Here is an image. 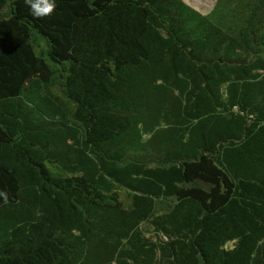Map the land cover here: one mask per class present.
I'll list each match as a JSON object with an SVG mask.
<instances>
[{
  "label": "trees",
  "instance_id": "obj_1",
  "mask_svg": "<svg viewBox=\"0 0 264 264\" xmlns=\"http://www.w3.org/2000/svg\"><path fill=\"white\" fill-rule=\"evenodd\" d=\"M0 264H264V0H0Z\"/></svg>",
  "mask_w": 264,
  "mask_h": 264
},
{
  "label": "clouds",
  "instance_id": "obj_2",
  "mask_svg": "<svg viewBox=\"0 0 264 264\" xmlns=\"http://www.w3.org/2000/svg\"><path fill=\"white\" fill-rule=\"evenodd\" d=\"M25 4L37 19L51 15L55 10V0H25ZM5 199H7L6 195Z\"/></svg>",
  "mask_w": 264,
  "mask_h": 264
},
{
  "label": "rangeland",
  "instance_id": "obj_3",
  "mask_svg": "<svg viewBox=\"0 0 264 264\" xmlns=\"http://www.w3.org/2000/svg\"><path fill=\"white\" fill-rule=\"evenodd\" d=\"M186 4L190 5L202 14L208 13L216 0H183Z\"/></svg>",
  "mask_w": 264,
  "mask_h": 264
}]
</instances>
